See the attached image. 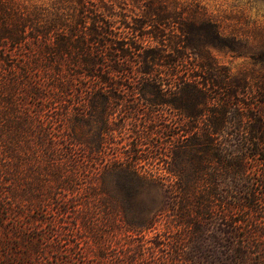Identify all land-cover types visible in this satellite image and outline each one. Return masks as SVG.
<instances>
[{"label": "trees", "instance_id": "16d2710c", "mask_svg": "<svg viewBox=\"0 0 264 264\" xmlns=\"http://www.w3.org/2000/svg\"><path fill=\"white\" fill-rule=\"evenodd\" d=\"M114 6L0 0V261L21 264L15 255L22 252L35 264H264V110L248 102L251 87L213 61L189 62L185 52L197 50L190 38L168 46L151 32L163 46L145 49L144 24L125 26L132 35L124 36L105 16L115 15ZM130 93L176 111L181 138L170 130V150L157 144L144 159L166 165L164 175L141 174L129 159L93 172L87 208L68 196L81 193L74 188L79 163L67 145L98 162L105 132L114 131L109 121L127 111ZM73 111L91 136L60 131L50 168L33 170L38 182L22 184L19 137L32 135L44 116L68 126ZM128 114L117 113L135 118ZM70 166L75 174H67ZM147 190L160 193L161 203L152 195L153 206L141 208Z\"/></svg>", "mask_w": 264, "mask_h": 264}, {"label": "rangeland", "instance_id": "374dc122", "mask_svg": "<svg viewBox=\"0 0 264 264\" xmlns=\"http://www.w3.org/2000/svg\"><path fill=\"white\" fill-rule=\"evenodd\" d=\"M13 1L16 4L19 2V0ZM114 3L115 15L106 12L105 16L117 23L115 27L120 28L124 36L132 35V31L125 26L142 23L145 29L139 38L145 49L163 46L151 37V32L162 36L166 40L164 43L168 46L180 40L188 41L190 38L193 47L197 50L184 51L186 57L188 56L186 59H190L189 62L199 64V62L213 61L217 68L226 70L229 76L242 75L251 87L248 102L255 109L264 110V0H114ZM166 50L167 54L171 53L170 48ZM15 58L17 60L13 54L12 59L15 60ZM126 99L127 111L116 112V118L109 121V127L114 131L105 132V147L98 162L89 161L87 150L84 148L75 146L71 141L67 145L68 150H72L73 159L79 163V168L74 167L78 174L74 188H76L75 192L81 193L77 198L73 193H69L68 196L78 203L85 204L87 208V204L92 200L89 187L95 182L92 180L93 172H100L107 165L116 162L126 163L129 159L128 162H134V168L141 174L153 172L164 175L167 170L166 165L159 161H144V159L146 155L150 156L156 151L157 144L163 152L170 150L168 146L170 130L174 132L173 140L181 138V133L179 131L178 134L177 129L183 126L184 120L176 111L166 107L152 108L145 102L144 97L137 93L128 94ZM26 103L36 111L37 101L29 97L26 98ZM131 107L136 108V112L133 111L131 115L135 118L122 121L117 113L123 115L127 112L128 114ZM72 113L68 126L60 127L56 123H50L44 116V122L41 123L43 125L38 123L32 135L19 137L20 145L23 146L21 154L25 158L24 168L21 171L22 184L30 183V179L37 181L33 170L43 172L50 168L46 159L54 155L53 140L61 138L60 131L66 129V134L72 138L80 136L88 139L91 136L88 127L76 125L74 117L77 111ZM29 142L30 145H28ZM131 150L136 152L133 153ZM130 156L134 158L131 160ZM32 157H34L33 160H31ZM29 162H33V167H30ZM66 170L69 175L71 172L74 173L71 166ZM53 180L49 177V182ZM152 195L158 203H161L160 193L155 194L153 190L151 192L147 190L140 196L141 208L153 206ZM95 199L99 201L98 196ZM35 216L42 218L38 212ZM73 216L74 214H69V217H65L66 221H73ZM26 218L29 220V216ZM43 228L46 232L48 231V226L43 225ZM15 257V260L21 264L36 263L34 259H26L22 252ZM0 264L3 263L0 261ZM38 264H58V261L52 258L49 262Z\"/></svg>", "mask_w": 264, "mask_h": 264}]
</instances>
